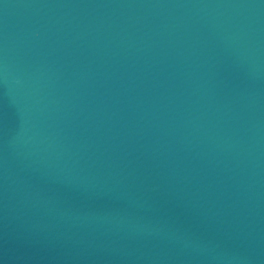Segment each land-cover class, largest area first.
Returning a JSON list of instances; mask_svg holds the SVG:
<instances>
[{"label":"water","instance_id":"water-1","mask_svg":"<svg viewBox=\"0 0 264 264\" xmlns=\"http://www.w3.org/2000/svg\"><path fill=\"white\" fill-rule=\"evenodd\" d=\"M0 264H264V0H0Z\"/></svg>","mask_w":264,"mask_h":264}]
</instances>
